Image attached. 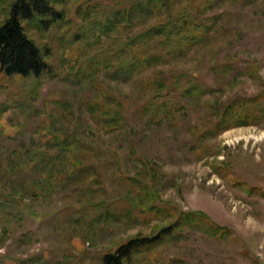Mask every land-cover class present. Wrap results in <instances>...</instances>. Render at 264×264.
I'll list each match as a JSON object with an SVG mask.
<instances>
[{
  "label": "rangeland",
  "instance_id": "obj_1",
  "mask_svg": "<svg viewBox=\"0 0 264 264\" xmlns=\"http://www.w3.org/2000/svg\"><path fill=\"white\" fill-rule=\"evenodd\" d=\"M120 1L65 0L56 28L25 26L48 71L0 75V264H101L188 212L230 233L217 239L182 226L130 264H264V113L257 125L200 136L213 104L264 88V0L200 3V45L166 47L129 76L115 67L122 54L104 51L137 27L96 37L94 26L103 6ZM173 76L202 94L155 91L157 77ZM93 101L121 108L120 125H102ZM150 205L165 213L152 215Z\"/></svg>",
  "mask_w": 264,
  "mask_h": 264
},
{
  "label": "trees",
  "instance_id": "obj_2",
  "mask_svg": "<svg viewBox=\"0 0 264 264\" xmlns=\"http://www.w3.org/2000/svg\"><path fill=\"white\" fill-rule=\"evenodd\" d=\"M3 3V17L0 20V75L18 78H38L49 66L44 59V51L26 34V27L34 24L40 31L56 28L62 21L66 10L65 0H0ZM207 0H121L110 6H103L95 21L96 37L110 31L134 27L132 36L124 40L121 37L117 50L105 49V55L118 51L117 69L130 75L133 70L142 69L153 57H163L164 48L186 52L200 45L206 37V24L198 18L197 7ZM73 4L75 12L83 13L81 4ZM154 47V50H148ZM114 66V64H113ZM124 74V73H123ZM179 84L172 77L168 84L164 78L154 80L155 91L169 90L177 86L185 96H199L204 88L194 82ZM105 95V94H103ZM159 109V105H156ZM90 111H96L102 125L108 129L120 125L121 108H109L103 102L93 101ZM214 120L202 125L201 137L207 138L229 128L254 126L264 113V88L250 97H236L213 104L210 108ZM96 114V113H95ZM193 129H199L198 126ZM50 144L66 145L63 137H53ZM72 175L74 172L72 170ZM263 194V193H262ZM147 212L152 215L165 213L164 208L150 205ZM202 231L217 239L228 236L230 230L211 221L202 212L181 213L172 225L163 227L152 236L133 237L116 247L112 253L101 257V264H130L134 255L150 253L165 239H174L180 235L181 227ZM152 254V253H151ZM24 264V263H20Z\"/></svg>",
  "mask_w": 264,
  "mask_h": 264
}]
</instances>
